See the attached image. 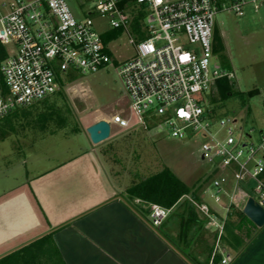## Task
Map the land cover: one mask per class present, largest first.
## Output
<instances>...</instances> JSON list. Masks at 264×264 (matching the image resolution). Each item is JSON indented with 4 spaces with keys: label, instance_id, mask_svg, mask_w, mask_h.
<instances>
[{
    "label": "rangeland",
    "instance_id": "obj_1",
    "mask_svg": "<svg viewBox=\"0 0 264 264\" xmlns=\"http://www.w3.org/2000/svg\"><path fill=\"white\" fill-rule=\"evenodd\" d=\"M92 16L100 31L110 29L107 18L97 11ZM215 21L220 50L213 63L233 72L230 81L241 92L216 102V110L220 116L237 119L245 130L254 128V140L245 139L256 144L264 130V6L256 12L248 5L243 16L222 10ZM109 34L113 35L109 47L114 63L94 72H77L72 80L66 77L56 93L16 108L24 113L9 124H0V249L30 235L27 229L32 224L31 209L40 212L43 207L50 221L58 224L119 192L127 195L126 188L132 183L165 167L201 197L197 200L187 194L177 202L170 219L174 237L178 238L183 228L188 239L197 237L198 229L204 230L205 216L196 208L195 214L188 211L191 199L221 207L222 201L212 194L216 191L213 180L223 170H216L201 158L200 137H173L161 130L154 119L133 111L117 64L134 55L135 47L125 31ZM253 88L259 92L249 95L247 92ZM214 95L218 96L217 92ZM118 114L129 125L112 123L110 137L93 143L87 127ZM3 133L8 136L3 138ZM31 189H35L36 202L29 199ZM203 193L207 195L205 199ZM131 201L133 206L151 214L154 203L135 197ZM178 213L180 218L176 219Z\"/></svg>",
    "mask_w": 264,
    "mask_h": 264
},
{
    "label": "built area",
    "instance_id": "obj_2",
    "mask_svg": "<svg viewBox=\"0 0 264 264\" xmlns=\"http://www.w3.org/2000/svg\"><path fill=\"white\" fill-rule=\"evenodd\" d=\"M248 5L257 12L264 0H10L0 14V43L7 52L0 65V120L53 95L71 74L114 63L109 32L125 31L135 53L117 69L133 111L173 137L201 138V158L223 170L213 180L217 201L231 175L235 189L252 181V196L262 203L264 130L249 144L254 128L220 116L212 102L216 82L233 77L213 63L216 15L228 10L243 16ZM94 11L108 19L110 29L97 28ZM109 121L129 125L119 114ZM191 202L221 236L227 215L219 217L204 201ZM170 211L154 203L153 225H161Z\"/></svg>",
    "mask_w": 264,
    "mask_h": 264
},
{
    "label": "crops",
    "instance_id": "obj_3",
    "mask_svg": "<svg viewBox=\"0 0 264 264\" xmlns=\"http://www.w3.org/2000/svg\"><path fill=\"white\" fill-rule=\"evenodd\" d=\"M8 3L10 0L6 1V6L0 7V14L9 10ZM23 113L15 109L1 119L0 124H9L11 119ZM3 136L7 137L8 133H3ZM252 183H242L235 189L234 178L229 176L221 195V207L212 206L219 217L227 215L221 236L216 227L204 224V230L197 226L200 228L196 230L198 236L193 239H188L184 228L178 238L174 237L170 219L177 203L171 207L163 223L155 226L148 217L150 214L133 206V197L127 192V195L119 192L90 210L58 224L50 221L43 207L40 212L31 209L32 224L27 229L30 235L15 245L1 248L0 258L24 250L49 235L51 237L46 244L34 246L30 252L20 256L22 264H34L35 260L50 261L54 254L60 257L63 264H264V226L253 223L237 228V217L233 211L234 208L243 210L247 199L253 195L252 190L245 186L250 187ZM31 190L32 194L27 192L29 199L31 197L36 202L35 189ZM205 197L202 194V198ZM222 197L227 199L222 200ZM179 214L176 219L180 218ZM232 234L235 237L237 234L238 238ZM244 234L246 238H243Z\"/></svg>",
    "mask_w": 264,
    "mask_h": 264
},
{
    "label": "trees",
    "instance_id": "obj_4",
    "mask_svg": "<svg viewBox=\"0 0 264 264\" xmlns=\"http://www.w3.org/2000/svg\"><path fill=\"white\" fill-rule=\"evenodd\" d=\"M216 39H218V32L215 27L214 44H213V50L215 54L220 50V47H218V45L216 44ZM6 57H7L6 49L0 43V65ZM223 65L227 66L226 63H223ZM75 76H76L75 74H71L70 76H68V78L70 77V80H72L75 78ZM1 80H2V75L0 72V82ZM215 92H217L218 95L216 97L214 95ZM258 92H259L258 88H253L249 90L247 93L249 95H255ZM235 93L241 94V92L236 91L234 87V82L230 81V78L223 77L216 82L215 89L212 94V102L216 104V102L220 100H224ZM215 108H217L216 105ZM263 177H264V173H263ZM127 193L129 194V196L139 198L144 202L157 203L169 208L173 207L184 195L187 194L193 195L194 198L197 200L201 199L200 195L196 193L193 187L189 186L186 182L180 179L168 167H165L159 172H156L146 178H143L140 181H135L134 183H132V185H130L127 188ZM187 206L190 210V213L195 214L194 212L195 206L193 205V203L188 201ZM233 211L237 217V220L235 221L237 228L247 226L248 224H253V222L244 214L242 209L238 210L234 208ZM227 229L229 231L230 228L227 227ZM232 235L233 237H235V234ZM50 237L51 236L49 235L42 237L41 239H38L35 242L28 245L29 247H25V249L23 248L24 250L22 249L17 250L9 255L4 256L3 258H0V264H22L20 261L21 259L20 256H22V254H27V252H30L34 246L36 247L41 244H46V241L50 239ZM235 238H238L237 234ZM42 250L45 251V248H42ZM36 261L37 260H35L34 264H63L61 262L60 257L57 256V254L56 255L54 254L50 261H45V262L43 261L36 262Z\"/></svg>",
    "mask_w": 264,
    "mask_h": 264
},
{
    "label": "water",
    "instance_id": "obj_5",
    "mask_svg": "<svg viewBox=\"0 0 264 264\" xmlns=\"http://www.w3.org/2000/svg\"><path fill=\"white\" fill-rule=\"evenodd\" d=\"M87 132L93 143H101L111 135V123L102 118L87 127ZM244 214L257 226H264V201L261 203L254 196H250L244 207Z\"/></svg>",
    "mask_w": 264,
    "mask_h": 264
}]
</instances>
